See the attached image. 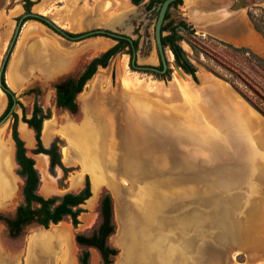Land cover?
I'll use <instances>...</instances> for the list:
<instances>
[{
	"label": "crops",
	"instance_id": "0c3cea01",
	"mask_svg": "<svg viewBox=\"0 0 264 264\" xmlns=\"http://www.w3.org/2000/svg\"><path fill=\"white\" fill-rule=\"evenodd\" d=\"M210 3L211 0H184L179 7L183 10L182 15L196 30L237 45L250 44L251 39L256 35L247 24L245 12L231 10L230 5L226 8L210 10L208 8ZM1 12L3 11H0V14ZM2 18L9 20L7 17ZM13 19V16L10 17L11 21ZM30 26L32 29L28 31V36L22 39V43L16 45L14 65L6 71V84L25 106L27 118L31 116L34 98L30 95H20L29 87L40 86L41 88L46 84L49 86L47 91L41 88L42 93L38 96L40 106L43 109L52 110V116L44 120L42 124L41 141L45 148L50 146L59 133L71 142L70 139L75 136V133L88 126L85 133L87 146L91 149L89 143L92 132L94 150L90 151V154L95 153V163L89 164V167L90 169L93 167V173L99 182L93 183L92 172L87 170L91 196L81 205L84 211L80 213V223L76 227L72 222L63 220L49 228L36 225L34 228L27 229L20 237L9 239L15 244L21 241L22 249L17 255L11 250V243L6 242L8 240L1 236L4 231L0 230V264H80L79 257L84 248H88L90 253L89 264H101L99 251L94 247L79 245L75 240V234L88 233V225L83 224L84 216L91 213L90 206L99 208L101 191L104 187L112 195L116 221V230L108 239L111 246L118 248L112 264H231L230 255L232 246L235 244L249 255L246 263L237 262L236 264H248L255 258L264 260V252L255 250L259 243L253 241L255 238H264V199L240 197L238 191L243 188H240L239 184H245V182L207 181L208 158L217 157L222 163L224 154L208 153L206 148H202L204 145L201 144V139L198 142L191 133L188 134V138L191 142L195 141L193 149L176 157L174 144L180 131L176 129L177 123L172 117V110L177 101H181L184 108L197 111L204 116H207V110L211 111L208 108L222 107L220 111L223 116L220 120L210 121L211 124L215 125V131L221 133L227 139L226 141L234 144L242 143L248 151L252 150L250 153L244 152L243 149L240 151L245 159L242 167L247 168L246 171L253 173L252 175L255 171L261 172L263 184L264 119L254 116L252 111H248L249 117L240 116L233 106L229 114L223 107V103L233 100L234 96L229 94V91H225V95H213L210 104L212 106L208 107V100L204 96L205 89L213 86L203 87V84L206 83V79L209 82L213 80L200 70L196 72L199 84L194 82L191 75L183 72L184 76L181 78L182 81L178 82V86L172 78L167 81V84L164 82L161 84L158 81L155 91L150 86L151 89L148 92L144 91L143 84L136 85L135 81L126 79L127 87H136L132 99L136 103L137 113L142 112V103L150 102L155 106H165L166 115L156 109L151 111V118L140 116L127 118L125 114L120 118H114L109 109L112 97L107 93L106 86L96 87L93 83L96 72L76 97L79 106L78 117L71 115L64 124H59L53 114L55 109L58 110L55 105L53 85L60 76L72 70L76 59L70 48L62 41L59 43L60 46L57 45L59 48H56L55 54H52L47 47L48 42H51L50 39L48 40L45 36L31 37L36 30L38 33L44 32L42 24L32 21ZM110 41L104 38L101 45L95 46L93 50L98 53L100 49L106 48ZM113 73L117 75L116 71ZM9 75L12 83L9 82ZM144 95L148 98H144ZM6 106L7 98L2 93L0 114ZM104 107L107 109L104 110ZM13 111L18 115L17 130L28 153L35 148L34 131L22 121V110L17 104H14ZM9 119L11 123L13 119L10 117ZM187 121L190 126H198L196 129L199 131L207 123V117H201V115L198 118L186 117L183 119V124L188 123ZM129 122H133L135 127H138L135 129L136 132H150L158 143L161 142L160 145L158 144L161 150L152 156L150 168L139 167L138 171H135L136 174H140L142 180L139 181L127 180L131 173L127 165L119 163L111 166L109 160L107 162L102 159L104 150L117 149L109 142L117 131L112 130V127L126 125ZM219 124L224 126L223 131L218 128ZM254 129L257 132H254ZM191 132H195L194 129H191ZM8 139L12 144L10 148L13 157L15 146L11 134ZM72 141L68 151L81 152V146ZM232 156L226 155V157ZM32 158L40 172V179L44 182L43 186L41 182L39 183L38 192L44 197L58 195L54 187L55 179L47 171L49 157L45 154H34ZM12 160L16 164L13 158ZM234 164L232 162L226 168L234 171L236 170ZM176 170L183 173L182 180H174ZM144 171L151 174V181L143 180ZM159 173H167L166 180H160L157 176ZM118 179L121 182H115ZM255 180L258 181V176ZM82 185L80 179L79 188L75 192L80 190ZM241 207L244 208L242 210L244 219L239 220L237 217ZM116 234L119 244H116L113 237ZM250 257L253 259L251 260Z\"/></svg>",
	"mask_w": 264,
	"mask_h": 264
},
{
	"label": "rangeland",
	"instance_id": "374dc122",
	"mask_svg": "<svg viewBox=\"0 0 264 264\" xmlns=\"http://www.w3.org/2000/svg\"><path fill=\"white\" fill-rule=\"evenodd\" d=\"M31 1L32 3L29 12H34L45 16L67 33H82V35H80L82 37L75 40H72L70 38L68 39L63 35L56 33L53 29L37 20H24L21 24L18 37L6 63L4 71L5 81L6 71L10 70V68L14 65V59L16 57V45L18 43H22V39L28 36V31L32 29V26H30V23L32 21L41 23L45 30L42 33H38V31L36 30V32L32 33L31 37L39 38L40 36H45L48 40L50 39L51 42H48L47 47L51 50L52 54H55L56 48H59L57 47V45L60 46L59 43L61 41L62 43H65L68 48H70L71 52H73L72 54L76 59V63L69 73L60 76V78H65L69 75L74 76L83 69L85 63H87L91 58L97 56L116 43L115 40L107 37L106 35L91 33L92 31L97 29L109 30L115 33H125L132 39H138L135 64L159 68L160 62L158 59V53L154 41V24L156 15L155 11H151V13L148 14L149 8L146 7L147 0L140 5L132 4L131 0ZM183 1L184 0H182L176 6L170 8L169 19L173 20L174 23H178V21L184 20L189 26H191L194 31L186 32L184 30H180L179 33L181 35V39L179 40V44L182 47L184 53H186L188 57L187 60H189L196 67L197 71L200 70L202 73L212 77V82H209L206 79V83L203 84V87H207L208 85L213 86L210 89L206 88V93L204 91V96L208 100L207 106H212L210 104L212 101L211 97H213V95H225L224 92L229 91V94H232L234 96L233 100L223 103V107L229 112V114L231 113V106H233L239 112L240 116L249 117L250 114H248V111H252L254 116L264 119L263 0H240L242 3L241 6L237 9H234L233 5L239 0H211V3L208 7L210 10H216L220 8H226L230 5L231 10L244 11L247 24L256 35V37L251 39V42L248 45H237L222 38L214 37L211 34L202 33L201 31L196 30L186 20L185 16L182 15L183 10H181L180 7L182 6ZM25 3L26 0H0V11H3L0 14V65L8 49L9 43L13 37L16 25L21 15L26 13V10L24 8ZM142 5H144L145 7L143 11L148 15L145 17V19H143V21L133 23V25H130V27H126L125 30V27H122L125 23L124 19L131 13H137V8H143ZM12 16L14 17L13 21L10 20V17ZM2 17H7L9 18V20H7L6 18L3 20ZM70 25H73V27H70ZM165 33L166 32H164V34ZM104 38L110 39V44L106 48L102 50L100 49L97 53L93 49H95V46L101 45V41ZM144 39H147V45L143 44ZM25 47L26 46H24V48ZM165 50L166 59L168 62L167 69H169V74L166 77H162L159 73H154L149 70L145 71L133 68L130 63L131 54L127 52V48L115 55L110 60L108 66L105 67L106 69L102 67L98 68L97 75L93 83H95L96 87L102 88V86H106L107 93H109V96L112 97L109 104V109L112 117L120 118L125 114L127 118H130V116L131 118L137 116L143 118H151V111L156 109L160 112H163V115H166L165 106V108L161 107L162 105L155 106L150 102L142 103V112L137 113L138 111L136 112L135 110L136 103L132 99L135 90L134 88L136 87H127L125 81L126 79H131L136 82V85L143 84L144 91L146 92L150 91V86L153 87V91H155L157 84H159L157 83L158 81L161 82V84H163V82L167 84V81H170L172 78L175 80L174 82L178 86V82H181V78L184 76L183 71L176 65L174 56L171 55L169 48L165 47ZM113 71H116L117 75H114ZM9 82L12 83V78L10 75ZM194 82L197 84L200 83L199 79L197 80V82ZM41 88L47 91L49 86L46 84ZM41 88L40 86L29 87L20 96H33L34 99L32 106L35 102H37L40 106L38 102V96L40 95V93H42ZM33 89L38 92L37 95H35V93L31 91ZM2 93H4V91L0 87V95ZM147 96L150 95L147 94ZM147 96L144 95V98H148ZM220 108H208L211 111L209 112V110H207V116H204L202 115V113L199 114L197 111H192L189 108H184V106H182L181 104V101H177L175 103V108L174 110H172V117L175 118L177 123L176 129H179L180 132L178 133L179 136H176L174 144V155L177 157L193 149V142L195 141L191 142L188 138V134L191 133L198 142L199 139H201V144L204 145V147L202 146V148H206L208 153L213 154L215 152H221L224 154L222 163L217 157L212 156L208 158V168L206 173L207 181L245 182V184H239V187L243 188L238 191L240 193V197L245 196L255 200L264 199V184L262 179L263 175H261V172L255 171L254 176L252 175L253 173H248L246 171L247 168L242 167L245 159L240 154V151H242L243 149L244 152L250 153L252 150L248 151L244 147V145H242V143L238 144L236 142L234 144L233 142L226 141L227 139H225L221 133H217L215 131V125L211 124L210 122L221 119L223 114L222 111H220ZM105 109L107 108L104 107V110ZM46 110H49L51 117L52 110L50 108L43 109V111ZM78 113L73 115L67 110L58 108V110L55 109V112L53 114H55V118H57L59 124H64L67 119L71 117V115L74 117H78ZM200 115L201 117H207V123L202 126L201 130L198 131L196 129V127L198 126H190L188 121V123L183 124V119H185L186 117L198 118V116ZM9 117L12 118L11 115H9L6 120L0 125V213L11 217L13 216L16 207L23 202L22 187L24 184V178L17 173L18 166L15 161L14 152L13 157L11 154L12 152L10 146L12 144L8 137L11 134L12 122L9 123ZM201 119L204 120V118ZM87 127L88 126H85L83 127L85 129L82 128L80 132L75 133V136L73 138L71 137L70 139L71 142L68 141L63 136V134L60 133L53 139V141L56 139L60 140V154L63 167L55 166L53 169H50V166H48L47 171L48 174L55 179L54 187L58 192V195L61 192H75V190L79 188L78 185L80 179L83 184V188L86 179H89L87 170H91L89 164L95 163V154L91 155L89 151L86 150L87 138L85 133ZM137 128L138 127H135L133 122H129L126 125H118L112 127V130L116 129L117 131L115 135H113L112 139L109 140V142L114 145V148L117 147V149L115 148L112 151L110 149L108 151L104 150V154L102 156V159L107 162L108 160L111 162V166H116L119 163L122 165H127L131 170V173H129L128 175V181L142 180L140 178V174H136L138 168L141 167L144 169H149L153 160L152 156L161 150L159 146L161 142L158 143L150 132H136L135 129ZM145 128L149 129L150 127ZM218 128L223 131L224 126L219 124ZM191 129H194L195 132H191ZM254 130V132H257L256 129ZM72 140L76 142L75 144L78 143L81 146V152L79 151L75 153L72 150L68 151L70 143L73 142ZM92 141L93 134L91 132L89 143L91 148L90 151L94 150V144ZM63 150H65V153H63ZM28 154L30 156H33L35 153H33L32 149L30 152H28ZM226 155L233 156L226 157ZM91 156H93L92 159L90 158ZM12 158L14 159V162L16 164L13 163ZM232 162L235 163L234 167L236 170L234 171L226 168ZM144 172L145 173L143 175V180L151 181V174L148 171ZM157 176L160 180H166L167 173H159ZM183 176V173H180L178 170H176L174 173V180H182ZM257 176L258 181L255 180ZM178 177L179 179H177ZM40 182L41 186H43L44 182L42 179H40ZM98 182L99 179L93 176V183ZM115 182H121V180L118 179L115 180ZM105 190L109 191L106 187H104L101 191V196ZM2 206H4L3 209H1ZM90 207H92L91 213L85 214L83 220V224L88 225V233L84 234H91L98 227L101 221L100 209H97L95 206ZM243 209V207L239 209V214L237 217V219L239 220L244 219L242 214ZM64 220L66 222H71L70 218H65ZM114 222L116 224L115 220ZM34 227H36L35 223L27 226L22 234L27 229H31ZM0 230L4 231V234L1 233V236L4 237L5 240H8L6 242L11 243V250H13L16 255L21 252V241H18L17 244H15V242H10L9 239L12 237L9 236L5 224L1 220ZM113 237L116 244H119V238L117 234ZM253 241H255V243H259V245L256 246V252L263 253L264 238H255L253 239ZM232 248L233 249L231 250L230 255L231 264H236L237 262L246 263L249 255L241 251L242 249L238 244H235L234 246H232ZM250 258L251 260L253 259V257ZM248 264H264V260L262 258H255L254 261H251V263Z\"/></svg>",
	"mask_w": 264,
	"mask_h": 264
},
{
	"label": "trees",
	"instance_id": "16d2710c",
	"mask_svg": "<svg viewBox=\"0 0 264 264\" xmlns=\"http://www.w3.org/2000/svg\"><path fill=\"white\" fill-rule=\"evenodd\" d=\"M181 1L182 0H176L169 6L165 14L164 23L161 27V41L163 47H168L173 53L172 55L174 56L176 65L184 73L191 75L193 80L197 82V69L189 60L182 57L184 51L179 44V40L181 39L179 31L184 30L186 32H191L193 29L184 20L174 23L173 20L169 19L170 8L176 6ZM144 2H146V0H131V3L134 5H140ZM160 2H162V0H147L146 7L150 9ZM31 3V0H26L24 5L26 13L29 12ZM28 19L29 18L24 20ZM31 19L37 20L50 27L40 19ZM54 31L62 35L59 31ZM164 32L166 33L164 34ZM65 33L73 37L82 35V33ZM137 46L138 39H129L126 37L117 38L114 45L91 58L85 67L77 74L58 79L53 85L55 89L56 107L67 110L73 115L77 114L79 112V106L76 97L82 92L85 84L94 76L98 68L107 67L110 60L126 48L128 50L127 52L132 56ZM159 68H162L161 64ZM168 74L169 69H166V71L160 75L166 77ZM1 89L6 94L8 103L0 116V120L9 115H11L13 119L11 124V137L15 146L14 156L18 165L17 173L24 178V184L22 187L23 202L16 207L11 217L0 213V220L5 224L9 236L12 238L20 236L27 226L34 223L44 228H49L51 225L57 224L65 218H70L73 226L76 227L80 223L79 215L84 211L81 205L91 196L89 179H86L84 187L77 192L67 191L61 195H52L49 197H44L38 192L40 177L36 169V162L27 153L24 141L19 136L17 130L18 115L12 108L14 104H18L22 108V121L25 122L29 128L33 129L35 135V148L33 149V153L48 155L50 169H53L55 166L63 167L60 154V140H54L48 148H45L41 141L42 124L45 119L50 117V112L49 110L43 111L41 106L35 102L32 114L27 118L24 114V106L16 99L14 92L6 84L4 73L1 76ZM31 91L34 92L35 95L38 93L34 89ZM99 209L101 221L98 227L91 234L76 233L75 240L81 246L96 248L102 259L101 264H112L113 257L118 253V249L108 243V238L115 232L116 224L114 222L113 198L111 193L107 190L102 193ZM89 256L90 253L88 248L82 249L79 257L80 264H89Z\"/></svg>",
	"mask_w": 264,
	"mask_h": 264
},
{
	"label": "water",
	"instance_id": "95a60500",
	"mask_svg": "<svg viewBox=\"0 0 264 264\" xmlns=\"http://www.w3.org/2000/svg\"><path fill=\"white\" fill-rule=\"evenodd\" d=\"M176 0H163L158 6H156L155 8H153V10H156L157 11V16H156V19H155V24H154V41H155V45H156V50H157V53H158V58L159 60L161 61V64H162V69H158L156 67H153V66H147V65H135L134 64V60H135V57H136V54L133 55V58L131 60L132 62V66L135 68V69H139V70H149V71H152V72H155V73H159V74H163L167 67H168V62H167V59H166V50L165 48L163 47L162 45V41H161V27L164 23V18H165V14L168 10V7L171 5L172 2H174ZM241 1H237L236 3H234L233 5V8L234 9H237L241 6ZM143 8H137V13H131L129 15H127V17L124 19L125 23L123 24L122 27H125V30H126V27H130V25H133V23H137V22H141L143 21V19H145V17L150 14V12L147 14L145 13L143 10H144V5H142ZM31 19V18H37V19H40L42 21H44L47 25H49L52 29L56 30V31H59L62 35H64L65 37H68L70 39H80L82 36H78V37H72V36H68L63 29H61L60 27H58L55 23H53L51 20H49L48 18H46L45 16L43 15H40L38 13H34V12H27V13H24L23 15H21L17 25H16V28L14 30V34H13V37L9 43V46H8V49L2 59V62H1V65H0V87H1V76L2 74L4 73L5 71V67H6V63L9 59V56H10V53H11V50L12 48L14 47V44L16 42V39L18 37V33H19V30H20V27H21V24L23 23L24 19ZM91 33H106L112 37H121L120 34L118 33H115L113 31H109V30H103V29H97V30H94L92 31ZM144 45H147L148 44V41L147 39L144 41L143 43ZM170 51V50H169ZM171 52V51H170ZM182 57L184 59H188L186 53H182ZM8 116H6L5 118H3L2 120H0V125L6 120Z\"/></svg>",
	"mask_w": 264,
	"mask_h": 264
},
{
	"label": "flooded vegetation",
	"instance_id": "af4514ba",
	"mask_svg": "<svg viewBox=\"0 0 264 264\" xmlns=\"http://www.w3.org/2000/svg\"><path fill=\"white\" fill-rule=\"evenodd\" d=\"M163 1V0H162ZM161 3V2H160ZM160 3H158V4H156V5H154V6H152L148 11L151 13V11H155V15L157 16V11L156 10H153V8H155L156 6H158ZM169 8V7H168ZM168 11V10H167ZM45 25V24H44ZM104 30V29H103ZM99 34H101V33H99ZM118 34H120L121 35V37H112V36H110V35H108V34H106V33H103L102 35H106L107 37H109V38H112L113 40H115L116 41V39L117 38H122V37H126V38H129V39H132L131 37H129L128 35H126L125 33H118ZM64 36V35H63ZM65 37V36H64ZM66 38H68V37H66ZM69 39V38H68ZM146 39H144V41H145ZM144 41H143V43H144ZM165 48V47H164ZM170 50V49H169ZM150 51V50H149ZM171 51V50H170ZM172 53V52H171ZM134 54H136V50H134L133 51V53H132V56H131V60H132V58H133V55ZM159 59V58H158ZM135 61H136V57H135V60H134V64H135ZM159 62H160V64H161V61L159 60ZM88 63V62H87ZM87 63H85V65L87 64ZM130 63L132 64V62L130 61ZM85 65L83 66V68L85 67ZM136 65V64H135ZM162 65V64H161ZM158 69H160V68H158ZM162 69V68H161ZM81 71V70H80ZM155 73V72H154ZM52 143V142H51ZM43 145V144H42ZM51 145V144H50ZM50 147V146H49ZM35 154H39V153H35ZM41 154V153H40ZM48 156V155H47ZM32 157V156H31ZM37 169V168H36ZM89 262V261H88Z\"/></svg>",
	"mask_w": 264,
	"mask_h": 264
},
{
	"label": "bare ground",
	"instance_id": "6f19581e",
	"mask_svg": "<svg viewBox=\"0 0 264 264\" xmlns=\"http://www.w3.org/2000/svg\"><path fill=\"white\" fill-rule=\"evenodd\" d=\"M33 46V45H32ZM30 52V51H29ZM131 117V116H130ZM86 150L87 151H89V153H90V149L88 148V146H87V144H86ZM79 152V151H78ZM63 153H65V150H63ZM95 154V153H94ZM95 157V156H94ZM91 165H93V164H91ZM11 167V166H10ZM92 168L93 167H91V171H92V174H93V176L95 177V178H97V176H95V173H93V170H92ZM106 171V170H105ZM104 173V172H103Z\"/></svg>",
	"mask_w": 264,
	"mask_h": 264
}]
</instances>
